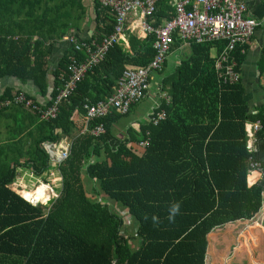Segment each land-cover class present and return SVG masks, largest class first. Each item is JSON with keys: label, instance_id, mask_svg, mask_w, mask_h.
Listing matches in <instances>:
<instances>
[{"label": "trees", "instance_id": "1", "mask_svg": "<svg viewBox=\"0 0 264 264\" xmlns=\"http://www.w3.org/2000/svg\"><path fill=\"white\" fill-rule=\"evenodd\" d=\"M166 1L158 2L157 24L174 16ZM42 3L0 0V78L32 81L45 97L54 45L31 36L45 24L35 16ZM102 9L98 20L106 24L97 39L112 33L117 22ZM26 16H31L30 28L23 25ZM19 30H26V37L7 38ZM181 41L175 35L170 51ZM154 42V36L139 32L120 39L77 83L55 118L36 122L39 135L31 148L6 153V165H0V264H264V182L249 181L250 158L257 157L247 148L246 130L247 122L260 121L264 128V106L254 114L240 81L221 82L215 60L224 41L189 40L175 73L165 77L163 70L166 97L156 112L164 111L166 118L158 124L148 121L142 131L129 130L130 137L119 138L113 132L119 112L90 121L58 165L62 190L48 210L10 187L21 164L36 175L51 167L41 144L58 141L59 132L69 133L79 118L86 125L85 105L112 96L126 67L147 66L157 52ZM248 44L232 53L237 68ZM68 65L67 55L47 106L68 77ZM101 123L105 131L93 134ZM143 139L149 140L145 147L139 145Z\"/></svg>", "mask_w": 264, "mask_h": 264}, {"label": "built area", "instance_id": "2", "mask_svg": "<svg viewBox=\"0 0 264 264\" xmlns=\"http://www.w3.org/2000/svg\"><path fill=\"white\" fill-rule=\"evenodd\" d=\"M158 2L159 0H99L101 7L109 10L116 18L114 30L101 39L91 41L81 42L73 36L67 37L72 48V53L69 55V74L63 80L62 88L52 103L49 106L40 105L29 98L26 93L19 91L11 94V97L0 98V110L16 106L34 111L40 120L55 118L59 113L61 103L70 97L76 89L77 83L81 82L89 70L106 57L113 45L120 39H125L128 31L133 29V27H128L130 17V23L136 19L142 20L143 33L146 37H155L154 47L157 52L147 66L126 67L112 96L97 103L85 105L87 122L85 130L81 134L88 130L90 121L105 117L112 111L128 114L134 105L143 100L155 76L163 72L175 35L185 43L189 40L199 43L224 41L225 45L215 60V69L223 84L236 83L239 80V74L233 69L234 63L225 64L229 51L234 50L237 45H244V42L259 26L258 21L247 16L246 1L176 0L174 16L165 24H157L155 14ZM241 52L245 53V49L241 48ZM165 118L164 111H154L149 122L156 125ZM261 129L260 121L247 122L246 124L247 148L254 154ZM104 131V125L101 123L94 127L92 133L99 135ZM71 143L70 140L60 136L58 141H45L43 146L49 153L52 162L59 165L69 157ZM148 143V139H143L139 145L145 147ZM249 171L250 175L251 172L258 171L261 177H264L263 162L251 157ZM58 197L59 195L54 194V198ZM41 202L32 204L38 205Z\"/></svg>", "mask_w": 264, "mask_h": 264}, {"label": "crops", "instance_id": "3", "mask_svg": "<svg viewBox=\"0 0 264 264\" xmlns=\"http://www.w3.org/2000/svg\"><path fill=\"white\" fill-rule=\"evenodd\" d=\"M32 1L34 0H31V2ZM54 1L58 4H55ZM166 2L174 8L176 0H168ZM98 3L99 0H43L41 5L36 6L35 16L39 17L40 21L44 20L45 24L36 29L31 36L34 40L38 39L46 44L54 45L48 63L50 89L53 88L55 73L58 69L60 70L61 60L65 56L71 54L72 48L67 37L73 36L77 41L81 42L91 41L97 39L100 34L99 28H102L104 24H106L103 22V19H101V21L98 20V11L101 13L103 11L101 6V9L97 8ZM246 3L248 6L247 16L258 21L259 26L253 39L247 42L249 43L248 52L243 63H241L239 68H235L240 77L239 81L244 87L245 98L249 108L256 114L264 106V0H246ZM25 12L29 13L30 10L25 9ZM107 12L108 15L113 16L109 10H107ZM24 21L23 25L25 27H32L31 25L29 26L32 21L31 16L24 17ZM161 21V23L165 24L169 19L162 17ZM130 22L131 17L128 19V27H133V29L128 31L127 35L139 32L143 37H146L143 33L141 19H136L132 23ZM26 30L24 32L19 30L14 36L7 38L15 40L18 37H26ZM41 35L44 37H41ZM182 41L180 45L176 47V51H170L169 53L166 62L167 65L163 69L165 77L175 73L180 63L179 53L188 50L189 43ZM173 47H171V49ZM232 57L234 58L233 55ZM234 62L237 65L235 58ZM158 79L159 83L154 87V82ZM19 91L33 97L36 102L43 106H47L50 100V90L49 94L43 97L40 94L39 87L32 81L23 83L13 76L0 78V96L8 92L9 94H13ZM163 97H166V93L163 92L162 75L157 74L143 100L134 105L128 114H122L113 123L114 134L119 138H128L130 137L129 130H135L136 132L142 131L144 124L149 121L151 114L160 106ZM144 101H147V103L143 105ZM38 119L34 120V115L28 108L15 106L0 110V165H6V153H11L10 149L15 148L12 144L18 139L22 141L21 144L26 146L27 149L31 148L33 139L39 135V131L35 132V125L36 122L42 120ZM17 123L22 126V129L17 130L13 128L12 125ZM85 128L84 119L79 118V120L74 123L69 133H61L58 130L57 132H59L60 136L72 142V140L79 136ZM263 133L264 128L259 132V140L255 144V155L257 159L264 164ZM20 161H23V158ZM52 163L57 165L54 162ZM20 166L26 168L23 167L22 164ZM52 168V176H50L46 182H48L49 179L52 181V179L55 178L58 183L52 185V187L50 184L43 185H46L54 196V194L59 195L56 189L61 187L59 181L62 177L58 174L56 177L55 171H59L58 165L52 166ZM249 181L252 184L258 181L262 183L264 182V177H261L258 171H253L251 172ZM45 195L46 193L43 194L39 202H41ZM51 198L52 197L48 196V199L44 202L49 200L50 202L48 204H50L57 199L53 197L54 199L51 200ZM259 230L263 231L262 228H259Z\"/></svg>", "mask_w": 264, "mask_h": 264}, {"label": "rangeland", "instance_id": "4", "mask_svg": "<svg viewBox=\"0 0 264 264\" xmlns=\"http://www.w3.org/2000/svg\"><path fill=\"white\" fill-rule=\"evenodd\" d=\"M55 4H58L54 1ZM159 83V79L157 81L154 82V87ZM147 101H144L143 102V105L146 104ZM14 129H17V130H20L22 129V126L17 123V124H13L12 125ZM44 142L41 144V147L46 151V149L44 148L43 146ZM13 146H15V148L13 149H10V151L12 153H21L23 154L26 150H27V147L22 145L21 143L19 142H14L12 144ZM8 150V149H7ZM47 152V151H46ZM48 156H49V163H50V168L47 169L46 171L43 172L42 175H36L34 170L32 169V167H27L26 165H22L23 167H26V168H22L21 166H17L16 167V170H15V180H14V183L11 184V188L18 191L19 193L23 194L26 198H27V194H32L34 193L36 190H38V188L41 187V185L43 184H50L51 187L52 185H55L56 183V179H52V181L49 179L48 182H46L48 180V178H50V176H52V166H57L55 164L52 163V160H51V157L49 155V153L47 152ZM56 169V168H54ZM55 174H56V177H57V174L58 172L55 171ZM59 175V174H58ZM61 181L62 179H60L59 181V185H61ZM86 184L88 185V182L86 181ZM45 187L47 188V186L45 185ZM56 190H58V194L60 196V193H61V187L57 188ZM57 192V191H56ZM47 196L45 199L42 200L41 203H43V207H45V210H48L49 206H51L52 203L48 204L50 201L48 200L47 202H44L46 201V199H48V196L49 197H52V199H54L53 197V193L51 190H49V188H47ZM33 205V204H32ZM111 208L112 210H116V212H118V209L116 206L113 207V205H111ZM120 212V211H119ZM120 215H122V212H120ZM128 224H130L131 222V218H128L127 220ZM123 235H126L125 233Z\"/></svg>", "mask_w": 264, "mask_h": 264}, {"label": "bare ground", "instance_id": "5", "mask_svg": "<svg viewBox=\"0 0 264 264\" xmlns=\"http://www.w3.org/2000/svg\"><path fill=\"white\" fill-rule=\"evenodd\" d=\"M256 31L257 30H255L254 31V33L247 39V41H245L244 42V44H246L247 42H249V41H251L252 39H253V37H254V35L256 34ZM226 42H228V41H226ZM234 52V50H232V51H229V54H228V58H227V60H226V65H231L232 63H234V65H233V69L235 70V72H237V70H236V63L234 62V58L232 57V53ZM238 73V72H237ZM240 78V77H239ZM239 81V80H238ZM237 81V82H238ZM236 82V83H237ZM233 84H235V83H233ZM46 193V195H47V188L45 187V185H41V187L40 188H38V191H35L33 194H29V195H27V199H32L34 196V199H33V203H35V202H38L40 199H41V197L43 196V194H45ZM45 195V196H46ZM42 201V200H41Z\"/></svg>", "mask_w": 264, "mask_h": 264}, {"label": "water", "instance_id": "6", "mask_svg": "<svg viewBox=\"0 0 264 264\" xmlns=\"http://www.w3.org/2000/svg\"><path fill=\"white\" fill-rule=\"evenodd\" d=\"M52 89H53V88L50 89V92L52 91ZM34 197H35V196H34ZM34 197H33L32 199H27L25 196H23V198L26 199L27 201H29V203H30L31 205H32V203H33V199H34ZM34 200H35V199H34ZM39 201H40V200H39ZM39 201H38V202H39Z\"/></svg>", "mask_w": 264, "mask_h": 264}, {"label": "clouds", "instance_id": "7", "mask_svg": "<svg viewBox=\"0 0 264 264\" xmlns=\"http://www.w3.org/2000/svg\"><path fill=\"white\" fill-rule=\"evenodd\" d=\"M72 53V52H71ZM175 211V208L173 209Z\"/></svg>", "mask_w": 264, "mask_h": 264}]
</instances>
